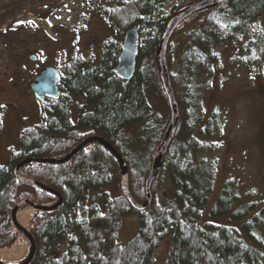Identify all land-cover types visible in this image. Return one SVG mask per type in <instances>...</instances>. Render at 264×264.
I'll list each match as a JSON object with an SVG mask.
<instances>
[{
  "label": "trees",
  "instance_id": "1",
  "mask_svg": "<svg viewBox=\"0 0 264 264\" xmlns=\"http://www.w3.org/2000/svg\"><path fill=\"white\" fill-rule=\"evenodd\" d=\"M157 1L94 2V9L115 30L118 40L107 42L97 68L92 58L77 54L61 64L60 93L42 98L41 121L20 131V149L11 163H0V248L11 246L20 233L11 218L19 200L50 204L58 199L52 192L17 179L14 167L24 157H61L80 142V131L67 121L69 91L82 94L86 103L94 102L90 119L99 125L91 132L118 149L127 165L133 197L144 200V180L169 122L156 51L174 11L138 46L131 78L115 72L113 76L112 68L118 64L126 30L153 23ZM263 10L264 0H223L190 14L175 29L173 36L185 35L184 48L174 61L170 40L166 57L179 122L145 209L133 208L122 194L119 165L99 142L89 143L65 163L29 162L19 169L62 195L58 207L34 209L31 215L28 230L36 249L28 264H156V250L165 240L169 243L164 264H264L263 209L256 210L255 201L241 203V194L230 179L213 199L216 167L203 152L219 133L221 123L217 110L205 120L196 111L199 94L193 81L198 72L214 73L220 64L215 45L228 39L237 44L243 65L257 73L264 71V25L259 22ZM153 92L164 103L165 115L153 108L149 100ZM131 126L135 127L133 134ZM116 182L119 192L111 195L105 189ZM98 189L102 190V205L86 210L90 192ZM131 212L138 216L137 230L122 241L120 226Z\"/></svg>",
  "mask_w": 264,
  "mask_h": 264
},
{
  "label": "rangeland",
  "instance_id": "2",
  "mask_svg": "<svg viewBox=\"0 0 264 264\" xmlns=\"http://www.w3.org/2000/svg\"><path fill=\"white\" fill-rule=\"evenodd\" d=\"M95 1L98 0H0V163H11L20 149V131L42 119V98L30 86L40 70L52 65L59 72L61 64L75 54L92 58L97 68L107 42L118 40L115 30L94 9ZM194 1L158 0L153 23L144 22L138 27V46L156 33L165 15ZM259 22L264 25V10ZM184 41L181 32L171 37L174 61L181 54ZM215 47L220 64L214 67V73L208 76L198 72L193 78L199 94L196 111L205 120L217 110L221 123L219 133L210 139L209 149L203 152L216 167L213 199L225 180L230 179L241 194V203L255 201V209H263L264 235V71L257 73L241 63L233 39L220 41ZM149 98L153 108L165 115L166 108L158 95L153 92ZM129 130L133 134L135 127ZM118 189L116 182L105 190L112 195ZM101 191L90 192L96 194L99 207ZM34 209L24 204L17 211L18 221L26 228ZM137 225L136 213L124 216L120 239L132 237ZM168 243L165 240L157 248L156 264H164ZM29 248L28 238L20 231L11 246L0 248V260L19 264Z\"/></svg>",
  "mask_w": 264,
  "mask_h": 264
},
{
  "label": "water",
  "instance_id": "3",
  "mask_svg": "<svg viewBox=\"0 0 264 264\" xmlns=\"http://www.w3.org/2000/svg\"><path fill=\"white\" fill-rule=\"evenodd\" d=\"M223 0H196L192 3H188L178 9H176L168 18L165 28L162 32V36L160 38L156 55H157V65L160 80L162 83V87L164 89L167 104L169 107V122L168 127L159 142L154 155L152 164L148 171V174L144 180V192L145 198L143 201L136 200L128 185V169L124 158L122 157L121 153L118 149L105 137L100 135H90L83 138L77 145H75L69 152L61 157H24L19 160L15 167H14V175L17 179L33 184L39 188L47 190L57 195V201L50 204H38L33 202L29 198H23L19 200L11 211V218L15 225V227L20 230L29 240L30 248L29 252L26 257L19 263V264H28L34 257L35 249H36V241L31 234V232L22 225L17 218V211L20 206L24 204H29L35 209L41 210H50L58 207L62 203V195L61 193L53 189L52 187L46 185L45 183L28 177L22 173H20L19 169L29 163V162H45V163H53V164H60L65 163L72 159L76 154L80 152L82 148L88 145L91 142H99L103 144L115 157L120 170V189L122 194L126 197L130 205L137 209L142 210L148 207L152 200V193H151V185L152 182L161 166L162 159L166 153V149L175 133L176 127L179 122V106L175 96V91L171 83L169 69L167 65V49L171 37L177 28V26L190 14L195 13L197 11L203 10L207 7L216 5ZM138 37H139V30L138 26H133L126 30L122 50L119 55V61L116 66V72L119 76L123 78H131L134 74L135 67H136V54L138 50ZM35 55H31L32 59H35ZM32 91L34 94L39 97L43 98L44 96H51L56 97L62 88V85L59 81V72L58 69L52 65L46 66L45 68L41 69L40 72L35 76V79L30 83ZM0 264H6L0 260Z\"/></svg>",
  "mask_w": 264,
  "mask_h": 264
},
{
  "label": "flooded vegetation",
  "instance_id": "4",
  "mask_svg": "<svg viewBox=\"0 0 264 264\" xmlns=\"http://www.w3.org/2000/svg\"><path fill=\"white\" fill-rule=\"evenodd\" d=\"M112 70H113L112 72L113 76H114V72L117 74L116 67H113ZM66 94L68 96V107H67V115H66L67 121L71 126L77 128L80 131V135H82L80 141L83 138L90 135H99L97 133L91 132L95 125L97 126L99 125L98 122H96L95 124V122H92L93 120L90 119V117L95 112L94 102L91 103L84 102L82 100V94H76L71 91L67 92ZM82 121H84V124H82ZM34 125L36 124H32L30 126H34ZM97 206L99 207V205L96 204V194L91 193L90 204L86 205L85 209L87 210V207L89 209H95Z\"/></svg>",
  "mask_w": 264,
  "mask_h": 264
}]
</instances>
